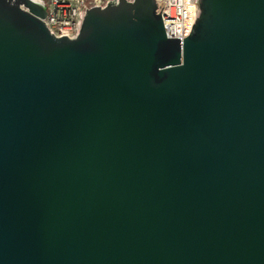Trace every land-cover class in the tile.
Returning <instances> with one entry per match:
<instances>
[{"label":"water","instance_id":"1","mask_svg":"<svg viewBox=\"0 0 264 264\" xmlns=\"http://www.w3.org/2000/svg\"><path fill=\"white\" fill-rule=\"evenodd\" d=\"M0 0V264H264V0Z\"/></svg>","mask_w":264,"mask_h":264},{"label":"built area","instance_id":"2","mask_svg":"<svg viewBox=\"0 0 264 264\" xmlns=\"http://www.w3.org/2000/svg\"><path fill=\"white\" fill-rule=\"evenodd\" d=\"M45 5L46 24L53 35H67L73 32L76 16L82 2L97 5L100 0H43ZM165 36L179 38V42L188 32L190 18V0H158Z\"/></svg>","mask_w":264,"mask_h":264},{"label":"rangeland","instance_id":"3","mask_svg":"<svg viewBox=\"0 0 264 264\" xmlns=\"http://www.w3.org/2000/svg\"><path fill=\"white\" fill-rule=\"evenodd\" d=\"M100 2H102V0H100Z\"/></svg>","mask_w":264,"mask_h":264}]
</instances>
